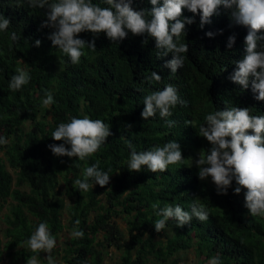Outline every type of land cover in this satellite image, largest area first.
Here are the masks:
<instances>
[{
  "label": "trees",
  "instance_id": "trees-1",
  "mask_svg": "<svg viewBox=\"0 0 264 264\" xmlns=\"http://www.w3.org/2000/svg\"><path fill=\"white\" fill-rule=\"evenodd\" d=\"M92 2L107 6L102 0ZM131 6L145 9L150 18L148 0H132ZM45 11L29 7L27 0H0V15L10 20L0 33V135L8 140L0 145V213L8 207L5 227L0 228L5 238L0 237V261L6 257L7 264H26L36 255L47 264L45 252L33 253L26 245L35 226L44 221L56 239L49 254L57 264H105L110 246L121 251L120 264H180L179 254L191 248L201 263L218 254L222 264H264V216L248 213L243 186L238 194L231 187L227 194H217L210 179L198 178L194 163L198 152L209 146L196 132L206 113L237 106L248 107L251 115H264V100L254 99L250 87L243 89L227 78L244 55L247 26L235 23L232 9L220 6L200 27L199 12L182 7L181 16L193 20L185 23L186 34L181 36L188 46L183 66L171 73L163 67L171 52L157 57L159 50L147 33L129 32L116 43L103 31H82L78 35L93 41L95 48L86 45L80 61L72 64L51 45L47 34L52 29L40 26ZM206 31L216 34L208 37ZM9 32L16 33L15 42L9 40ZM229 35L235 42L226 48ZM36 39L39 46L33 43ZM17 68L31 78L12 91L7 85ZM152 71L160 81L145 79ZM167 84L186 101L172 109V127L159 116H140L143 97ZM46 91L54 98L49 107L41 104ZM85 115L108 124L111 135L84 161L54 156L47 145L61 142L50 136L55 126ZM169 140L179 142L182 163L156 173L126 167L129 143L141 151ZM96 161L101 169L112 171L109 182L80 193L73 181ZM193 200L205 204L206 220L193 217L179 227L169 220L165 229H154L159 217L151 203L190 210ZM116 217L126 221V230ZM77 220L82 238L70 236ZM65 230L68 235L59 242Z\"/></svg>",
  "mask_w": 264,
  "mask_h": 264
},
{
  "label": "clouds",
  "instance_id": "clouds-1",
  "mask_svg": "<svg viewBox=\"0 0 264 264\" xmlns=\"http://www.w3.org/2000/svg\"><path fill=\"white\" fill-rule=\"evenodd\" d=\"M107 5L100 7L92 0H27L29 7L44 8L41 27L52 29L47 35L51 45L66 54L72 64H77L87 45L95 48L93 41H85L78 33L91 31L97 34L103 31L112 42L118 43L129 32L133 35L147 33L154 38L157 57L171 52V58L164 60L163 67L175 73L183 66L188 46L181 42L186 34L185 23H192L193 17L181 16L182 7L193 14L199 12L200 27L209 22L210 16L220 6L232 9L231 16L235 23L247 26L244 36V55L235 61L236 67L228 75V79L243 89L250 87L256 100H264V0H148L152 5L146 17L145 9H134L132 0H102ZM10 24L9 18L0 15V33L5 32ZM221 31V30H218ZM216 33L206 31L208 37ZM8 38L15 42V32H9ZM235 36L227 37L226 48H231ZM40 45V40L33 42ZM30 73L17 68L10 77L7 87L18 91L28 84ZM149 82L160 81L161 76L152 71L145 77ZM143 108L140 116L147 120L159 116L164 123L172 127L174 120L168 119L172 109L178 104L186 103L177 94L176 88L167 84L162 89L151 91L143 97ZM54 102L53 95L46 91L41 104L49 107ZM204 123L196 128L197 135L209 143L206 151H199L194 163L198 169L199 179L208 178L214 185L217 194H227L229 187L234 193H240L243 186V204L253 216H264V115H251L248 107L232 106L216 109L206 113ZM131 127V125H128ZM250 130V131H249ZM111 135L110 127L101 119L88 116L71 117L66 122L58 123L50 136L60 143H50L47 147L57 157H75L84 161L105 142ZM8 143L5 136L0 135V145ZM126 167L140 171L146 168L152 172H164L170 164L183 162L181 147L178 141L169 140L162 146H152L137 151L131 143ZM99 161L83 167L80 177L73 181L74 188L80 193L87 192L94 185L104 186L109 182L110 170L101 169ZM233 181L235 185L233 186ZM155 216L154 229L159 232L166 228L167 222L173 220L176 226L188 224L193 217L204 221L208 218L205 204L193 200L190 210L183 209L179 204L158 206L157 202L150 205ZM74 221L70 232L73 238H82L84 232L75 227ZM56 239L46 222H39L26 240L27 247L36 254L47 253V264H57L50 255ZM26 264H39L36 255L27 259ZM207 264H222L220 256L210 257Z\"/></svg>",
  "mask_w": 264,
  "mask_h": 264
},
{
  "label": "rangeland",
  "instance_id": "rangeland-1",
  "mask_svg": "<svg viewBox=\"0 0 264 264\" xmlns=\"http://www.w3.org/2000/svg\"><path fill=\"white\" fill-rule=\"evenodd\" d=\"M0 155H2V152H0ZM12 171V170H11ZM15 187V186H14ZM8 212V207L5 206L3 211L0 213V228H4L5 227V223L3 222V217L4 215ZM116 220L118 222V224L120 225V227H122L124 230H126L127 227V223L124 219H122L121 217H116ZM68 235L67 230H65V232L61 235L59 242L64 240L65 236ZM0 237L3 239V241L5 240L4 236H3V231H0ZM60 248H58L57 250L59 251ZM107 254L105 256L104 262L105 264H120V254L121 251L117 250L115 247H107ZM26 251V248H25ZM46 253H44V256L46 257ZM182 257V260L180 262V264H207V261L201 263V258L197 257L195 249L191 248L185 252H182L179 254ZM56 257L59 258L60 254H56ZM39 264H42V260L37 258ZM8 263V259L6 257H4L1 261L0 264H7Z\"/></svg>",
  "mask_w": 264,
  "mask_h": 264
}]
</instances>
